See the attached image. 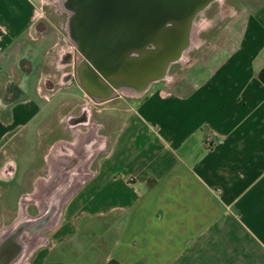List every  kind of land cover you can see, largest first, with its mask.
Returning <instances> with one entry per match:
<instances>
[{
  "label": "crops",
  "instance_id": "crops-1",
  "mask_svg": "<svg viewBox=\"0 0 264 264\" xmlns=\"http://www.w3.org/2000/svg\"><path fill=\"white\" fill-rule=\"evenodd\" d=\"M33 4L0 0V84ZM240 26L192 84L147 87L65 200L58 242L88 217L85 228L102 222L99 264H264V0L242 11ZM27 87L0 101L10 103L0 141L36 127L43 106Z\"/></svg>",
  "mask_w": 264,
  "mask_h": 264
},
{
  "label": "rangeland",
  "instance_id": "rangeland-1",
  "mask_svg": "<svg viewBox=\"0 0 264 264\" xmlns=\"http://www.w3.org/2000/svg\"><path fill=\"white\" fill-rule=\"evenodd\" d=\"M258 1L213 0L196 12L192 23L195 41L190 50L182 59L169 63L163 75L152 77L147 87L156 81H171L175 86L178 82L192 84L194 71L210 68L217 62L214 54L226 42L224 34L236 35L241 28L242 11ZM33 3L31 24L7 48L6 53L14 56H9L10 70L0 84V101L21 98L30 89L29 83L36 85V95L43 107L35 121L36 127L30 123L25 131L11 132L0 141V232L12 229L20 215L24 220H34L43 209L38 198L46 205L48 199H44V194L52 188L64 189L66 182L74 180L69 176L71 172L63 171L66 158L60 147L67 141H76V129L86 137L83 145L77 142L81 146L74 152L91 160L85 162L89 168L83 167V173L80 170L77 180L81 182L76 188L79 187L95 170L104 151L110 149L124 115L134 109L144 92L136 93L127 87L132 85L125 83L126 87L114 93L93 96L75 71L83 50L71 32L73 10L68 0H33ZM155 55L146 56L154 58ZM89 75L94 81L93 73ZM24 87L27 88L24 90ZM9 105L0 104V114ZM64 208L65 201L56 220L42 227L43 245L28 248V255L20 258L18 264H99L97 252L100 234L103 235L102 222L99 224L96 219L94 225L85 228L83 223L88 217H81L77 233L58 242L56 233L64 224ZM43 249L50 250L45 260L41 258Z\"/></svg>",
  "mask_w": 264,
  "mask_h": 264
},
{
  "label": "bare ground",
  "instance_id": "bare-ground-1",
  "mask_svg": "<svg viewBox=\"0 0 264 264\" xmlns=\"http://www.w3.org/2000/svg\"><path fill=\"white\" fill-rule=\"evenodd\" d=\"M202 9L204 8H199L196 12ZM189 19L190 20L188 21L184 19L178 22H169L156 33L152 42L154 46H151L149 48L148 45L145 48L134 50V55H132V57L139 60L136 62V65L132 70H129V72L127 71L128 73H106L98 69L84 51L83 56L80 62L77 64L75 71L81 78L85 87L89 89L95 97L96 95L102 96L107 93H114L116 90L126 87L124 86L125 83H129V85H132L127 87L136 93H139L143 90L145 91L152 77L158 76L159 74L163 75V72L167 68V65L169 63L174 60L182 59L186 55L187 51L190 50L195 41V32L192 24L194 17H191ZM175 28L179 29L180 33L182 32L180 40V35L177 36L176 32L173 31ZM168 29L172 30L169 31L171 32V34L169 32H166V30ZM173 33H175L176 36H174ZM173 40H179V42L176 44L175 48L169 49V46L173 42ZM160 52L162 53L160 54L158 61L155 60V57L152 58L146 56L147 54L154 55ZM89 72H91V74L93 73V80L96 82L92 81ZM95 78H97V80ZM121 79H124V83L120 82ZM118 82L120 83L118 84ZM141 85L142 87H140ZM74 133L76 135V141H67L64 146L60 147L61 152L66 158L63 159L64 164L62 165L65 166V170L63 171L67 170L66 174L71 172L69 176L74 180L66 182L67 185L64 189L59 190L58 188H52L51 190H49V193L44 194V199H48V204L45 205L44 202V204H42V199L38 198L41 208L43 209L39 216L35 217L34 220H24L22 219L23 215H20L18 222L14 224V227L12 229L10 228L6 232H4L6 228L1 230V264H18L21 261L20 258H24L26 255H28V248L32 247V245L43 244V239L41 238L42 227H44V224L46 225V223L49 224V222L56 220V218L60 214L61 205L70 195L71 191L76 188L79 182L77 178L81 176V173H83V167L86 168L88 166V164L85 165V162L88 163L91 160L88 159V156L86 160L82 157V155L76 154L74 152L79 150V146H81V144H84L83 138L86 137L85 134H81V132H79L77 129ZM80 141L82 143L78 144L77 142ZM80 170L82 171L81 173ZM62 174V176L64 177L65 173L62 172ZM21 210L25 212L24 208H22Z\"/></svg>",
  "mask_w": 264,
  "mask_h": 264
},
{
  "label": "water",
  "instance_id": "water-1",
  "mask_svg": "<svg viewBox=\"0 0 264 264\" xmlns=\"http://www.w3.org/2000/svg\"><path fill=\"white\" fill-rule=\"evenodd\" d=\"M212 1L68 0L73 10L70 28L98 69L124 74L139 60L132 57L134 50L151 44L156 33L169 22L188 21L199 8H205ZM169 31L172 30H166ZM173 31L180 35V40L182 32L176 28ZM179 40H173L169 49L175 48ZM161 53L155 55L156 61Z\"/></svg>",
  "mask_w": 264,
  "mask_h": 264
},
{
  "label": "flooded vegetation",
  "instance_id": "flooded-vegetation-1",
  "mask_svg": "<svg viewBox=\"0 0 264 264\" xmlns=\"http://www.w3.org/2000/svg\"><path fill=\"white\" fill-rule=\"evenodd\" d=\"M206 8V7H205ZM83 117H84V115H83Z\"/></svg>",
  "mask_w": 264,
  "mask_h": 264
}]
</instances>
